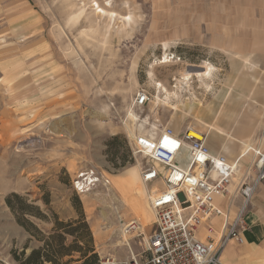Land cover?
I'll use <instances>...</instances> for the list:
<instances>
[{"label": "rangeland", "instance_id": "rangeland-1", "mask_svg": "<svg viewBox=\"0 0 264 264\" xmlns=\"http://www.w3.org/2000/svg\"><path fill=\"white\" fill-rule=\"evenodd\" d=\"M96 3L131 15L133 29ZM159 83L179 98L158 99ZM142 91L150 102L137 109ZM208 112L227 143L247 141L242 152L264 145V0H0V264H23L35 250L53 259L36 264H82V251H93L89 264L124 260L119 221L132 219L143 236L127 240L141 253L155 218L141 178L150 162L133 142L193 127L215 151L221 136ZM92 172L110 185L77 194L76 178ZM11 194L41 213L27 216L31 231L17 223Z\"/></svg>", "mask_w": 264, "mask_h": 264}, {"label": "built area", "instance_id": "built-area-1", "mask_svg": "<svg viewBox=\"0 0 264 264\" xmlns=\"http://www.w3.org/2000/svg\"><path fill=\"white\" fill-rule=\"evenodd\" d=\"M135 100V106L144 107L150 102L149 94L142 91ZM165 137L178 146L169 150L164 146ZM133 147L137 155L150 162L142 167L141 178L150 193L154 231L140 242L141 253L131 252L124 260L113 257L104 264H225L224 251L229 243L245 242L244 216L257 188L264 183L263 150L250 145L247 154L250 152L253 158L243 170L239 164L244 156L232 160L223 152H214L208 133L188 127L180 134L168 126L153 136L140 134ZM200 156L204 157L203 161ZM239 169L243 176L236 192L242 203L232 216L216 200L233 196L230 187ZM99 184L107 186L110 182L96 172L79 174L74 188L77 194H83ZM215 218H221L222 222L219 235L211 222ZM119 222L126 236H143V225L138 220ZM202 228H206V234L200 238Z\"/></svg>", "mask_w": 264, "mask_h": 264}, {"label": "crops", "instance_id": "crops-1", "mask_svg": "<svg viewBox=\"0 0 264 264\" xmlns=\"http://www.w3.org/2000/svg\"><path fill=\"white\" fill-rule=\"evenodd\" d=\"M245 105V104H244ZM243 105V106H244ZM250 104H248L249 106ZM248 108V107H247ZM212 115V118L210 119L209 116ZM247 118H250L247 116ZM214 117L213 114L208 112L207 115V121H212L214 122ZM213 129H215L216 133L215 135L220 134L221 139H217L216 143L217 146L219 147L214 151L216 153L218 152H223L225 154L233 155L237 151L233 147L235 144H241V149L238 151V154L236 155V159L239 157H242L247 153V151H241L244 144L247 142L245 140H239L234 136V140L232 142L227 143V138L225 140L222 139V137H226L225 134L226 132H221L219 129H217V124L214 122L210 124ZM208 128L209 126L206 125ZM239 129V128H238ZM237 129V131H238ZM250 144L248 145L249 148ZM264 145H262L263 147ZM260 146L259 148L262 149ZM264 152V149H262ZM242 152V153H241ZM239 155V156H238ZM248 158L251 157V155H246ZM244 156V157H246ZM234 158V159H235ZM240 167L243 168V170H246L250 166L249 161H247L245 158L240 161ZM252 174V173H251ZM242 174L241 170L239 169L237 176L235 180L233 181L232 186L230 187L231 193L233 196L229 198H219L216 200L217 205L222 206L224 209L229 211V213L234 216L236 215V212L239 210L241 207L242 203V197L240 196L239 193H237L236 188L238 185V182L240 179H242ZM257 193L251 200L250 206L247 209L245 216H244V230L242 232V236L245 239V242L243 244H238L234 241H231L227 248L224 251V262L227 264H264V183H262L258 188H257ZM212 224L216 230V234L219 235L222 222L221 218H215L212 221ZM206 234V228L205 229H200L199 231V236L200 238H203ZM215 234V237H216Z\"/></svg>", "mask_w": 264, "mask_h": 264}, {"label": "trees", "instance_id": "trees-1", "mask_svg": "<svg viewBox=\"0 0 264 264\" xmlns=\"http://www.w3.org/2000/svg\"><path fill=\"white\" fill-rule=\"evenodd\" d=\"M7 204L9 206V208L11 209L12 213L15 214L16 219H17V223L20 224L21 226H23L24 228H26L28 231H31V225L29 224V220H27V216H41V213H38L37 211L33 210L32 206H30V204L26 203V198L22 197L21 195H17V194H11L9 196H7ZM35 208V207H34ZM83 216V215H82ZM60 226V224H58ZM84 226H86V229H88L87 225L84 224ZM33 227V225H32ZM35 229H37V227H34ZM33 228V229H34ZM58 229H60L59 227H57ZM56 228V229H57ZM93 251H82L81 255L84 258L82 264H89L90 259L94 258L93 255L87 257L89 254H91ZM58 255L60 256H65L66 254L63 252H57ZM45 255H42V251L41 250H35L33 251L24 261L23 264H34L35 261H38L41 259V257H43ZM45 258H47V261L51 263V261H53L52 258L47 257V255L45 256ZM96 258V257H95ZM36 264V263H35ZM43 264V263H42Z\"/></svg>", "mask_w": 264, "mask_h": 264}, {"label": "bare ground", "instance_id": "bare-ground-1", "mask_svg": "<svg viewBox=\"0 0 264 264\" xmlns=\"http://www.w3.org/2000/svg\"><path fill=\"white\" fill-rule=\"evenodd\" d=\"M96 5H97V10H99V12L97 13V14H100V15H102V17H105V18H108V19H111V20H109V21H113L112 19H116L117 17H119V21H121V19H122V23H124V26L127 28L128 26H130V28H131V30L133 29V27H131L132 26V22H134L133 21V19H132V16L131 15H119L118 16V14L117 13H115V12H109V11H107L106 9L104 10L103 8H101L99 5H98V3H96ZM108 21V20H107ZM123 26V27H124ZM122 28V27H121ZM121 28H120V31H124V28H123V30H121ZM109 30V29H108ZM119 30V29H118ZM126 32V31H125ZM130 32V31H129ZM164 63V65L165 64H169L170 63V61L169 62H167V61H165V62H163ZM212 73H213V70H212V67H210V69L207 71V72H204V73H201V74H198L197 75V77L200 79V80H208V79H210L211 77H212ZM186 80V82L187 83H189V81L190 80H192V76L191 75H185V77H184V81ZM174 90H169L167 87H165L163 84H160L159 83V88H158V92H157V94H158V96H157V98L158 99H160V97H165V99L167 100V101H170V100H173L174 98L175 99H177V98H179V95L176 93V92H173ZM159 101H161V100H159ZM137 109H139V108H142V107H137V106H135ZM129 116H130V118H131V120L132 121H134V122H136V121H138L139 120V116L135 113V112H133V111H131L130 110V114H129ZM189 128H193V127H189ZM247 152H248V149H247ZM246 154L247 153H245V155H243V156H246ZM249 154H250V152H249ZM248 155V154H247ZM184 158L185 157H182V160H184ZM187 158V157H186ZM143 180V179H142ZM110 182V181H109ZM144 183V182H143ZM145 184V183H144ZM108 186V185H107ZM146 188H147V193H148V187L146 186ZM155 189L156 188H154V191H155ZM150 196V193H148V197ZM150 207V206H149ZM151 209V208H150ZM151 212H153L152 211V209H151ZM154 214V213H153ZM154 223V222H153ZM123 233V232H122ZM122 236H123V240H125L124 241V244H123V242H120V246H123V245H126L127 247H129L130 248V253L131 252H133L132 251V248H131V245H130V241L129 240H127V236L123 233L122 234Z\"/></svg>", "mask_w": 264, "mask_h": 264}, {"label": "snow or ice", "instance_id": "snow-or-ice-1", "mask_svg": "<svg viewBox=\"0 0 264 264\" xmlns=\"http://www.w3.org/2000/svg\"><path fill=\"white\" fill-rule=\"evenodd\" d=\"M164 146L165 147H169V150H174L175 147H177L178 145L174 141H170L167 137H165V139H164ZM199 159L201 161H203L204 160V157L203 156H200ZM177 179H179V177H177Z\"/></svg>", "mask_w": 264, "mask_h": 264}]
</instances>
